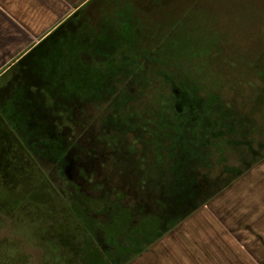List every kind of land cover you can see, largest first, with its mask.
Listing matches in <instances>:
<instances>
[{
  "label": "rangeland",
  "instance_id": "obj_1",
  "mask_svg": "<svg viewBox=\"0 0 264 264\" xmlns=\"http://www.w3.org/2000/svg\"><path fill=\"white\" fill-rule=\"evenodd\" d=\"M111 1L101 12L93 5L77 11L49 33H54L51 41L56 42L59 58L73 68L75 79L97 104L84 108L83 126L82 120L77 119V127L69 128L78 136L88 135L101 145L104 141L109 143L106 147L102 145L99 154L93 156L99 163L92 169L93 181L89 189L85 188L87 172L80 169L77 173V163L72 157L66 160L64 174L54 170L49 160H43L42 171L65 200L78 186L76 200L72 201L76 207L83 208L77 203L87 206L88 199L97 200L106 192L111 202L119 200L113 209L132 213V228L139 225L142 214L144 219L160 216L165 221H161V226L169 227L148 247L154 249L143 258L155 259L150 253L159 251L167 252L161 260L163 264H240L249 262L247 257H241L240 248L244 247L257 250L252 253L255 264H264V254L260 253L264 249V236H260L264 235V133L258 130L249 137L244 136L248 141L244 146H227L229 139H240L239 135L229 133L215 140L210 136L208 141L206 122L210 115L205 114L204 109L195 108L194 99L186 89L196 91L205 99L217 97V117L225 112L234 121L240 118L252 125V115H255L257 125L264 129V109L253 111L264 108L260 90L264 87H261L257 72L258 67L264 69V0H200L197 18L188 19L191 25L181 26L173 37L176 39H172L174 43H170L163 55L159 54L157 59L153 57L147 67H140L141 71L127 69L128 62L121 63L118 68L122 71L115 78L105 72L111 71L115 59L108 55L109 45L113 43L114 34L122 41L119 31L126 29H118L125 28L119 23L123 22L122 0ZM192 1L195 0H148L142 14L146 16L147 26L157 29L161 27L159 22L171 13L188 15ZM94 10L95 13H89ZM85 18L90 26L80 24ZM104 19L116 22L112 26L116 28L112 36L110 30H105V41L98 36L102 33L100 28L105 26ZM122 43L115 42L114 51L124 53ZM175 44L177 48L173 47ZM47 47L38 51L43 53L44 61H40L42 65L35 64L36 68L45 67V58L50 60V54L44 52ZM34 61L31 56L24 65L33 66ZM56 68L49 70L56 71ZM21 70L22 67H16L5 77L1 76L0 85L12 81ZM30 72L31 79L33 69ZM45 78H50L47 72ZM16 81L19 79L10 82L8 88L5 84L0 89V102L12 96ZM74 86H70L71 92ZM31 90L34 92V87ZM42 94L50 106L51 99L46 91ZM75 102L69 103L74 105ZM206 103L204 100L203 106ZM181 105L182 117H174L169 109ZM75 109L77 115L82 111ZM37 116L38 111L25 123L27 133L33 136L31 139L36 140L38 136L50 139L60 131L66 137L69 133L68 126L57 129L41 125ZM69 119L68 115L62 117L65 124L72 123ZM234 128H238L235 122ZM81 145L82 149L87 148L86 143ZM252 167H256L254 174L247 176L245 173ZM23 176L21 180L26 175ZM11 178L4 182L10 189L14 183ZM22 194L17 191L12 195L22 200ZM96 204L89 211L101 209L103 204ZM32 206L27 211H16L14 223H7L0 232V242L11 246L9 256L18 253V246L28 264H43V251L37 247L39 234L47 236L46 230L57 223L59 216L44 209L40 215ZM77 211L83 213V209ZM88 216L92 220L89 225L95 231L101 224L99 220H106L105 215L90 213ZM170 219L178 221L173 228ZM48 238L50 240L42 242L51 250L45 260L61 264L54 257L56 247L52 240L55 238ZM94 240L101 250L114 251L112 245L106 244L102 233L96 234ZM55 243L57 246L56 240ZM197 247L205 254H194L193 249L196 251ZM235 254L238 255L234 259ZM130 264H134L133 261Z\"/></svg>",
  "mask_w": 264,
  "mask_h": 264
},
{
  "label": "trees",
  "instance_id": "obj_2",
  "mask_svg": "<svg viewBox=\"0 0 264 264\" xmlns=\"http://www.w3.org/2000/svg\"><path fill=\"white\" fill-rule=\"evenodd\" d=\"M200 2V0L192 1L193 5L190 7V9H187L190 12L188 15L182 13L176 15L174 13H171L168 16L164 17L162 19L161 27H158L157 29H150L147 25L137 22V17H140L141 20H144V17L146 16L143 14H123V22L119 23L121 25H124L125 28H118L126 29V31H119L120 39H122V41H119V39L116 38V34L113 35V32L116 28L112 26H114L116 22L110 21L109 19H104V24L106 27H99L100 29H102V33H100V35L98 36L103 41H105L107 39L105 30H110L109 35H113V43L109 45L110 47L108 55L110 59L115 58L114 65L110 66L111 71L105 72H107L110 77L115 78L120 74V71H122L118 67L121 65V63L126 62H128L127 69H139V71H141V69L147 67L153 57L154 59L159 58V54L163 55V52L169 49L168 46H170V43H174L172 42V39H176L173 37L177 34L178 30L181 29V26L191 25V23H187L188 19L197 18L198 10H200V8H198V4H200ZM91 5L92 3L87 7H90ZM102 9L98 8L97 12H101ZM89 13L93 14L95 13V11ZM92 17L93 15H90L91 19H93ZM87 20L88 18L83 19V22H81L80 24L89 25ZM105 20H107L108 22H106ZM53 34L54 33L48 35L39 44L32 48L24 57L18 60L13 66H11L4 73V75L16 67H22L21 74L15 77V79L19 80L23 78V74H25V72L27 73L30 68H32L33 70H37L39 75H41V71L44 75L45 72H47V76L50 77L49 79L47 78L48 81L52 83V86L53 84L56 86V94L62 100L68 103L71 101H76L75 103L78 105V107H80V105H82V107H85L89 106L90 104L96 107L97 104L93 97H91L90 94L86 93L85 90L78 83V81L75 79L76 76L73 71V68L69 64H67L65 60H62L61 57L59 58L60 55L57 51L58 48L56 42L54 40L51 41ZM115 42H117L118 44L123 42L122 44H124L123 48L125 50L124 53H118V51H114L116 49V45L114 44ZM153 42L155 43L153 45H150V43ZM46 45H48V47L44 50V52L47 55L50 54V60H48V58H45V67L41 68L39 66V68H36L35 64L39 62V65H42V62L40 61L44 59V55H42L43 53L41 54L38 51ZM173 47L177 48L178 46L176 47L175 44ZM31 56L34 57L35 61L37 62L34 61L33 66L24 65V62ZM53 67H57L56 71L49 70ZM255 67L257 68L258 64H256ZM257 72L262 82L261 87H264V69L258 67ZM73 85L75 86L71 92L70 86ZM52 86L51 89H53ZM31 87H34V92L31 90L30 87V89H16V95L17 93H19L20 97H15L17 102L20 104V108H23L24 106L22 102H24L25 100L22 94L23 92H27L29 90L31 98L30 101L33 103V110H31V112H36L38 109H35V107H39L38 104L41 103L40 93L36 89L38 88V85L33 84ZM186 89L187 91H189V93L194 99L193 103L195 108L199 110L204 109V113L210 115L208 121L206 122V136L208 141H210V136L212 139L214 137L215 140V138H217L218 136L222 135L221 137L224 138L227 133H229L230 135H239L240 139L233 141L229 139V143L227 144V146L233 144H237L238 146H244L246 144L248 145V141H245L243 138L244 136L249 137L254 133H258V130L259 133H264V129H260V126L257 125L258 120L256 119V117L254 118L255 115H252V125H249L248 122L240 118L234 121V119L231 118V115H229L228 113H226L225 115V112H222V114L220 113L221 116L217 117V110L219 111V109H216L218 102L217 97L208 96L205 99L203 96L198 95L196 91H191L187 87ZM260 90L263 96V99H260H262L264 106V89ZM53 95L54 91L50 90V96ZM204 100L207 102L205 104L206 106H203ZM263 109L264 108H258L257 110L253 111L255 112ZM169 110H172L171 112H173L172 114H174V117H182V105L179 108L171 107V109ZM228 110H230V108H228ZM192 111L193 109H191V112ZM253 111L251 112V114H253ZM260 114L262 115V113ZM15 116L16 115H13L10 118H13ZM234 122L238 127L237 129L234 128ZM105 194L107 193L105 192L104 195L100 198H97V200L92 198L88 199L86 201L87 206H85L83 203H77L83 208L76 207L75 202L72 203L71 206L69 205L70 203L68 204L63 200L59 202L60 218L57 219V223L55 225L54 223L51 224L52 226L46 230V233H49L46 237L47 239H49L48 236L55 238L58 247L56 248L54 257H56L55 259L61 264H128L131 260L138 256V254H140L146 247L150 246L151 244H154L155 241L160 239L166 233V228L169 227V225H167L166 227L161 226V217L154 215L149 217L151 219H144V214H142L141 217H143V219L139 222V225L136 228H132L130 224V216H132V213L127 210L119 212L118 209H113V206H116L119 200L117 202L115 201V203L111 202L110 195L109 197H106ZM114 195L115 193H113V196ZM96 203L103 204L101 205V209L95 208L92 209L93 211H89L91 209V206H97ZM79 209H83V213L78 212L77 210ZM88 213H93L96 216H106V220L104 218L103 222L99 220L101 224L96 231L93 230L92 227L89 225L92 220L90 221ZM166 221L168 222V220ZM177 222L178 221L176 220L172 221L170 219L169 224H171V228L175 227ZM98 233H102L104 235L106 239V244L112 245L114 251L107 252L101 250L98 247L97 243L94 240L95 235ZM48 252H51V250L46 249V253L44 254L43 258V264H51L50 260H45V256L49 254Z\"/></svg>",
  "mask_w": 264,
  "mask_h": 264
},
{
  "label": "flooded vegetation",
  "instance_id": "obj_3",
  "mask_svg": "<svg viewBox=\"0 0 264 264\" xmlns=\"http://www.w3.org/2000/svg\"><path fill=\"white\" fill-rule=\"evenodd\" d=\"M31 69L32 68H30L28 72H30ZM33 71V78L30 79L29 73L25 72L23 78L16 81V84H14L12 96L8 97L7 101L0 102V232L6 227L7 223H14V215L19 209L27 211L28 207L33 205L31 208L36 209L40 215L41 211L44 209L49 213L55 212L54 214L59 216L60 205L58 203L61 202V200L65 202L67 201L68 203H70V200L71 203L76 200L75 195L78 186H75V189L73 188V194L72 190L70 191L72 194H70V196H72V198L70 196H68L66 200L62 198L53 186L54 184L47 179L45 172L42 171L43 160L51 161L54 170L61 175L64 174L67 158H74V161L77 163V173H80V169L87 172L86 178L84 177L87 183L85 188L89 189L93 181L92 175L94 172L92 169L95 167L97 168V163H99L93 159V156L99 154V148L102 145L106 147L109 143V141H106L107 143L104 141L101 145V143L93 141L88 135L84 138L81 135L78 136L75 134L74 130L72 131L69 127L76 128L79 124L77 119L82 120L81 125H84L83 123H85V119L82 118V112H84V108L87 107H82V105L78 107L76 103L72 105L66 101L61 103V98L56 94V86L54 84L52 86V83L45 78L42 71L41 75H39L37 70ZM2 76L5 77L6 74ZM15 80L17 79L14 78L12 81H9L4 85L8 88L9 83ZM33 84L38 85V88L36 89L40 93L41 103L38 104L39 107H35V109H38L39 116H37V119L40 124L52 125L57 129L68 126L69 133L66 134V137H64L65 134L62 136L60 131V134L57 133L52 138L50 137V139L45 136L43 138L38 136V138L34 140L31 139L33 136H30L29 133H27L28 130L26 129L27 126L25 123L29 116L34 115V112H31V110H33V103L30 101L29 90L22 94L25 100L22 102L24 106L23 108H20V104L17 102L15 96L20 97L19 93L16 95V89L31 88ZM4 85H0V89ZM51 86L53 89H51ZM44 90L51 98L50 106H48L49 104L46 100L47 97L42 94V91ZM50 90L54 91L53 96H50ZM76 107L82 110L78 115V110L75 109ZM13 115L16 116L10 118ZM59 115H62V117L68 115L70 118L69 120L72 121V123L65 124L62 121V117ZM108 129L111 130L110 128ZM91 141H93V143H91ZM63 142L65 143V147H63ZM82 142L86 143V149H82L84 148L81 145ZM90 144L92 147L89 146ZM94 148L97 149V152L94 151ZM71 150H74L75 152L72 153ZM71 153L75 154V157L72 156ZM88 162L89 164H87ZM23 175L26 176L21 180ZM10 177H12L11 179H14L15 183H13V188H11L12 192L10 191L11 189L9 186L4 184L5 180H10ZM145 186L146 185H143V187ZM80 190L82 191V188H80ZM15 191H22L24 198L21 200L14 197L12 194L16 193ZM4 195L8 196L5 197ZM67 199L70 200L68 201ZM45 237L46 236L39 234L40 240H37V247L43 251V254L46 253V246L45 243L42 242L48 240L47 237ZM52 241L56 244L55 240ZM10 247V245L8 246L7 244H2L0 242V264H28L27 260L21 255L23 253L19 252L20 249L18 246H16L18 248V253L14 257L9 256ZM55 247L57 248L58 246Z\"/></svg>",
  "mask_w": 264,
  "mask_h": 264
},
{
  "label": "crops",
  "instance_id": "obj_4",
  "mask_svg": "<svg viewBox=\"0 0 264 264\" xmlns=\"http://www.w3.org/2000/svg\"><path fill=\"white\" fill-rule=\"evenodd\" d=\"M111 2V0H104V2L100 0H0V77L4 75L14 62L24 57L32 48L46 38L55 27L77 11L87 7L91 3L96 9H102L107 7V3ZM146 2L148 0H122L120 13L142 14L144 13ZM136 19L138 23L148 25L146 17H144V20H141L140 17ZM159 23L162 24V20ZM262 163L264 166V160ZM254 170H256V167L250 168L245 174L250 176V174H254ZM262 180L264 186V175ZM260 236L263 237L264 235L261 234ZM262 243L264 244L263 241ZM148 247L132 260L133 263L163 264L161 260L166 256L165 253L167 252L156 251L150 253L155 259H150L151 257L143 258L149 250L154 249V247ZM242 248L243 250L240 248L243 252L241 253V257H247L249 262L240 264H255L256 262L252 253L258 251L255 250L254 252L249 248ZM195 249H193L194 254L200 252L205 254L204 250L200 251L199 247H197L196 251ZM262 252L264 254V249L260 253ZM237 255H234V259ZM263 258L262 262H264Z\"/></svg>",
  "mask_w": 264,
  "mask_h": 264
}]
</instances>
